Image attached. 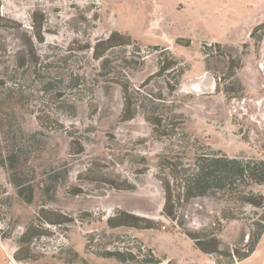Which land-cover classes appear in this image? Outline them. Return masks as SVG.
<instances>
[{
    "label": "rangeland",
    "instance_id": "obj_1",
    "mask_svg": "<svg viewBox=\"0 0 264 264\" xmlns=\"http://www.w3.org/2000/svg\"><path fill=\"white\" fill-rule=\"evenodd\" d=\"M202 156L264 162V0H0V264H264Z\"/></svg>",
    "mask_w": 264,
    "mask_h": 264
},
{
    "label": "trees",
    "instance_id": "obj_2",
    "mask_svg": "<svg viewBox=\"0 0 264 264\" xmlns=\"http://www.w3.org/2000/svg\"><path fill=\"white\" fill-rule=\"evenodd\" d=\"M7 157L10 160L15 159L17 153L12 151ZM200 159L201 162L196 163V166L190 169V172L183 178L181 187L185 192L184 197L186 200L189 199V197L203 195L211 187L221 189L229 186L233 189V187H236L234 184H237L239 180H250V182L258 184L264 183V162L225 156H214L213 158H208L207 156L204 158V156H202ZM165 199L166 202L164 207L168 210V206L173 198L171 192L167 188ZM247 200L254 204V206L264 209V196L262 194L257 195L254 200H250L249 198ZM252 225L256 226L253 235L255 238L246 252H240L236 248L231 250L228 248L226 254L223 253L229 256L233 260L232 262L246 258L254 251L255 246L264 232V216L261 218L260 222H252L251 227ZM211 237L214 239L213 236ZM208 243H211V241ZM209 246L211 245L206 246L203 242L199 247L207 252L218 250V246L215 242H212V248H207Z\"/></svg>",
    "mask_w": 264,
    "mask_h": 264
}]
</instances>
